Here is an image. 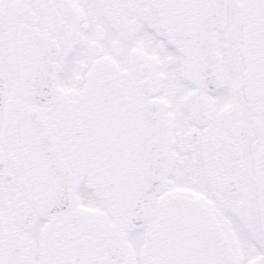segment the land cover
<instances>
[{
    "label": "snow or ice",
    "instance_id": "6c2138e0",
    "mask_svg": "<svg viewBox=\"0 0 264 264\" xmlns=\"http://www.w3.org/2000/svg\"><path fill=\"white\" fill-rule=\"evenodd\" d=\"M0 264H264V0H0Z\"/></svg>",
    "mask_w": 264,
    "mask_h": 264
}]
</instances>
